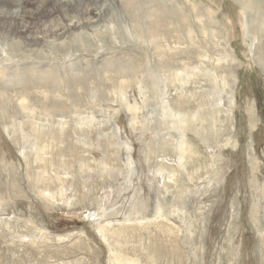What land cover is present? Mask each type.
Here are the masks:
<instances>
[{
	"label": "rangeland",
	"instance_id": "rangeland-1",
	"mask_svg": "<svg viewBox=\"0 0 264 264\" xmlns=\"http://www.w3.org/2000/svg\"><path fill=\"white\" fill-rule=\"evenodd\" d=\"M33 1L0 0V65L50 69L35 109L83 131L6 128L15 92L0 79V264H264V0ZM24 16L31 30L12 25ZM58 62L79 82L63 87ZM170 73L189 86L172 98L181 159L162 143L181 134L160 123L162 89L181 90ZM37 138L51 144L36 157Z\"/></svg>",
	"mask_w": 264,
	"mask_h": 264
},
{
	"label": "bare ground",
	"instance_id": "bare-ground-1",
	"mask_svg": "<svg viewBox=\"0 0 264 264\" xmlns=\"http://www.w3.org/2000/svg\"><path fill=\"white\" fill-rule=\"evenodd\" d=\"M40 1L41 2H38L36 0L33 1V6L36 5L34 8L40 9V10L41 9L45 10V7L43 6L44 5L43 4L44 1L43 0H40ZM249 3H251V2H249ZM249 3L247 1L245 4L248 7H250ZM247 6H245L244 3H243V7H247ZM251 6H253V5H251ZM25 7H26V5H24V6L19 5L18 6V8H21V11L17 10L19 15L32 16L33 15V11L32 10H26L27 8L25 9ZM244 9H246V8H244ZM17 18H19V17H17ZM85 19H87V18H85ZM28 20L29 19H27V17L24 16V17H20L19 20L16 19V21H13L11 23H12V25L16 26V22H17V24L19 26H21L23 29L29 28L28 30H31L30 27L28 26V24H29ZM70 21H72L71 18H70ZM88 21H90V20H88ZM72 22H74V21H72ZM72 22H70V23H72ZM245 23H246V21H245ZM22 24H23L24 27L22 26ZM260 28L263 29L264 27L262 26ZM53 34H54V31H53ZM29 37H32V38L35 39L38 36L35 37V35H29ZM231 60H234V59L231 58ZM146 61H148V59ZM202 62H203V64L205 63L204 64L205 67L209 66L208 62H206V61H202ZM262 64H263V67H264V63H262ZM160 65H162V64H160ZM160 65L158 67H160ZM69 66L70 65H68V63H66V62L65 63L64 62H58L57 63V70L59 69L57 71L58 72L57 76L59 78V82H61V84L65 88H68L69 84L72 83L71 79H73L75 82H79V80H77L78 79L77 78L78 77L77 72H75V71L73 72L72 70H70L71 68L69 69ZM161 67H163V66H161ZM67 68L69 69V71H66ZM197 70H198V68H197ZM195 72H197V71L195 70ZM51 75H53V72H51V70L46 68V67L45 68H42L40 66L33 67V65H32V67H30V66H26V64H24V63L22 64V63H20L18 61H15L13 63H5L4 60L2 61V64L0 65V79L4 82V84L7 87H9V89H11V90H13L15 92L12 95V101L14 103V106L16 108V113H17V115L14 117V121L11 122L10 124H8L6 126V128L9 127V126L14 127L15 132H18V133H21V134H23L24 131H27L29 133L32 132V133L36 134L39 129L41 130L42 128H44L46 126L49 129L57 127L59 129V131H60V133L57 132V134L59 135V137H62L65 134L67 136V132H66L67 126H70L71 124H73V127L71 129V130H73L72 131L73 135H74L73 138H75V140L77 142H80L79 136L81 135V132L83 131V129H82L83 118H81V117H72L71 119H68V117L63 116L64 114H58L57 117H55V116L53 117L50 113H48V114L39 113L35 109L36 107H38V104L36 102V98L31 95L29 89L32 87V85H35L34 83H36V85H41V87H45V86L46 87H52L53 84L56 85L55 83H51L49 81L50 77H52ZM46 80H47V83H45ZM166 80H167V82H165V85L167 87H168V85L170 86V84H172L173 81H176L177 83H179V86H180L181 90L179 92L176 91L177 93L175 92L174 95L171 96V95L165 94V90H167L166 87H164V90L162 89V91H164V92H162V94H163V96H162L163 102L162 103L163 104H162V116H161L162 119L160 120V123L165 124V123H167L169 121V124L171 125L170 127L172 129L179 130L181 134H180V137H178V138H175L174 136L172 137V138H175V139L166 138L162 143L164 145V143L168 144V143L171 142L170 140H174L173 147L175 148V151L179 154V158L181 159L184 156V153H185V148L186 147H184V145H185L186 141L188 140V139H186V131H185L187 123H188V119L186 118V115H184V114H181V113L175 114L173 112V110H172V98L175 97V99H176L179 96H181L183 94H186L189 86H187L188 81H187V77L185 76V74H182L179 77V74L170 73V74L166 75ZM57 86H59V85H57ZM80 89H81V87H80ZM57 91H54V93H56ZM40 92L42 93L41 94L42 95V104L46 105L47 103H50V105H51V100H50V102L48 101V99L50 97L49 93L45 94V93H47V91H40ZM169 96H171V98ZM53 97H55V98L52 99V101L53 102L56 101V104H58L59 100H60V96L58 94H55ZM39 106H41L40 103H39ZM129 108L130 109H135V107H133V106H130ZM3 112L4 113H2L3 114L2 117H4V114H5V111H3ZM6 112H8V114L10 113L7 109H6ZM73 121H74V123H73ZM49 132L52 134L51 131H49ZM167 132L169 133L170 131L167 130ZM38 140H39V138H37L35 143H34V145H35L34 151L36 152V154H35L36 157L39 155L38 152L45 151L46 146L48 144L49 145L51 144V142L48 143L49 142L48 141L47 142L48 144L46 145V142H44V141L39 142ZM61 141H63V140H61ZM125 164L128 165V162L126 161ZM180 164L181 163H179V165ZM62 170H63V167L59 168V169H55V170L52 169L53 172H52V175H50V181L52 179H59V175L62 172ZM157 172H159V171H157ZM159 175H160V173H159ZM161 216H162V213H157L154 218L155 219H160ZM164 218L166 219L167 223H169V222L172 223V221H170L167 217H164ZM104 229H106V224L105 225H101V227L99 228L98 231H99L100 235L103 237V239L107 242V238H106ZM111 256H112V253L109 254V260L110 261H111ZM122 259H123V257H122Z\"/></svg>",
	"mask_w": 264,
	"mask_h": 264
}]
</instances>
